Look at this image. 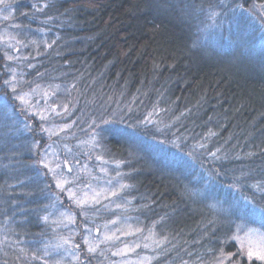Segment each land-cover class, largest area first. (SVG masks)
<instances>
[{
  "label": "trees",
  "instance_id": "16d2710c",
  "mask_svg": "<svg viewBox=\"0 0 264 264\" xmlns=\"http://www.w3.org/2000/svg\"><path fill=\"white\" fill-rule=\"evenodd\" d=\"M13 4L24 33L15 71L59 93L62 123L97 130L105 158L120 164L118 215L159 240L151 264H262L237 237L264 234V0ZM8 92L0 264H60L53 242L65 233L50 220L81 213L39 163L55 138Z\"/></svg>",
  "mask_w": 264,
  "mask_h": 264
},
{
  "label": "rangeland",
  "instance_id": "374dc122",
  "mask_svg": "<svg viewBox=\"0 0 264 264\" xmlns=\"http://www.w3.org/2000/svg\"><path fill=\"white\" fill-rule=\"evenodd\" d=\"M13 2L0 3V52L9 64L6 77L0 72V89L11 90L8 93L25 112L41 121L45 135L55 138L54 143L38 149L39 163L81 213L77 215L66 208L51 218L50 222L65 233L53 242L56 254L60 253L55 260L60 264L65 260L71 264H151L154 256L148 250L156 247L159 240L149 232L140 236L135 222L118 215L124 203L118 199L123 187L120 164L105 158L97 130L88 133L89 130L74 128L72 123H62L59 117L66 113L58 100L59 93L25 86L15 71L13 63L24 50V33H19L20 26L14 22ZM5 99L0 97V102ZM237 241L247 257L249 249H264V234L260 231H240ZM83 254L93 256L94 262L89 257L82 262Z\"/></svg>",
  "mask_w": 264,
  "mask_h": 264
},
{
  "label": "snow or ice",
  "instance_id": "6c2138e0",
  "mask_svg": "<svg viewBox=\"0 0 264 264\" xmlns=\"http://www.w3.org/2000/svg\"><path fill=\"white\" fill-rule=\"evenodd\" d=\"M2 2H3V0H0V3H2ZM45 166H47V165H45ZM247 254H248L249 260H252V258L255 257L256 260H259L262 262V264H264V249H261L259 251L249 249Z\"/></svg>",
  "mask_w": 264,
  "mask_h": 264
}]
</instances>
